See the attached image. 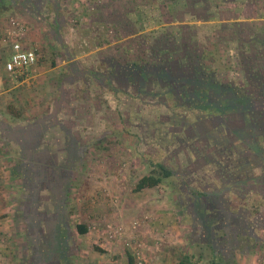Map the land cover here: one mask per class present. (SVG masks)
Masks as SVG:
<instances>
[{
    "label": "rangeland",
    "instance_id": "1",
    "mask_svg": "<svg viewBox=\"0 0 264 264\" xmlns=\"http://www.w3.org/2000/svg\"><path fill=\"white\" fill-rule=\"evenodd\" d=\"M251 1L245 0L241 4L242 10L233 2L220 4V8H226L220 10L225 19H242V24L222 25L210 31L204 26H165L170 18L180 15L177 10L180 4L176 5L175 0H13L12 6L11 0H0L8 9L0 17V52L4 47L9 49L10 40L22 28L20 35H24V40L38 49L41 56L38 62L39 74L42 75L40 80L48 88L53 85L52 89H56L53 95L50 88L39 91L42 97L53 96L56 109L51 111L57 112L54 113L57 115L55 121L47 120L51 119L47 114L53 115L48 105L39 120L36 115L26 118L33 122L32 127L33 124L35 127L38 125L43 135H52L53 144L57 145L50 150V155L55 154V165L61 166L55 169V181L58 176L66 177L68 171L73 177L68 203L72 226L78 220L77 217L72 219L76 198L73 194L78 192L80 182L89 183L95 178L98 172L96 168L103 164L106 166L102 171L103 176L109 174L107 177L110 178L129 179L149 171L146 159L162 161L168 168L183 174L193 186L210 190H214L227 175L222 165L225 159L222 158L232 151L228 143H224L218 134L213 135L219 145L195 138L191 128L197 125L193 123L196 111L190 107H179L180 100L162 94L169 91L166 85L153 86L150 80L147 83L139 82L132 69L133 64L141 62L148 67L172 68L173 64L179 66L178 63L181 65L185 61L188 65L186 76H192L199 57H203L205 49L214 44L219 54L216 59L211 57L209 60L213 68L212 77L224 85L242 86L252 93L255 91V101L263 103L264 96L260 91L264 87V47L260 42L264 41V34L258 29L262 25L259 23L264 22L258 19H262L260 17L264 15V9L258 11V5L254 6ZM199 13L210 15L207 10H200ZM159 25L161 29H158ZM231 28H237L233 32L239 30L236 33L241 35L240 39L235 35H226L227 29ZM253 36L256 37L255 41L251 38ZM88 71L97 75L91 76L86 73ZM34 74L38 73L28 71V76ZM108 77L111 79L110 86L104 80ZM17 80L16 83L24 79ZM58 83L67 86L59 90ZM33 85L34 82H31L30 86ZM26 89L29 94L28 86ZM59 92L64 96L62 104ZM24 103V106L16 108L23 115L31 107L27 99ZM260 110L258 108L255 115H259ZM175 118L187 119L190 126L185 131L172 128L174 133L179 131L184 141L182 144L171 142L168 123L171 120L172 124ZM60 120L63 121L62 125ZM225 123L227 129L220 130V135L228 140L233 129L241 127L242 123L236 114L228 117ZM204 125L211 128L208 123ZM211 129L215 130L214 127ZM203 130L208 132L206 128ZM155 135L165 139L158 140ZM70 137L80 143L81 150L73 153L61 151L59 144L65 139L71 144ZM169 141L172 145L164 146ZM161 142L164 143L161 145ZM83 145H88L87 149ZM95 148L101 151L96 152ZM59 159L62 162L65 160V167L64 163L58 162ZM59 168L62 170L57 175ZM176 187L183 193L175 192L169 183L161 189L165 190L168 205L179 212L185 235H192V240H189L191 253L198 257L203 251L208 258L210 253L202 249L204 244L196 241L198 237L193 236L190 216L185 212L191 195L182 182ZM247 191L252 194V199L242 200V208L248 211L251 222L255 223L252 231L256 236L262 235L259 223L264 226V217L260 214L264 210V202L259 198L264 193V184L248 187ZM252 217L259 221L257 226ZM244 235L239 245L240 251L242 254L252 253L254 248L251 247V241H247ZM261 243L263 246L259 253L264 258V240Z\"/></svg>",
    "mask_w": 264,
    "mask_h": 264
},
{
    "label": "crops",
    "instance_id": "2",
    "mask_svg": "<svg viewBox=\"0 0 264 264\" xmlns=\"http://www.w3.org/2000/svg\"><path fill=\"white\" fill-rule=\"evenodd\" d=\"M230 2L238 4L240 7L238 9L242 10L241 4L245 3V0H175L176 5L180 4L177 8L180 15L170 18V21H166L164 25L199 27L201 25L235 26L242 24V19L228 20L223 17V12L220 10L226 8H220V4L226 5ZM251 2L254 3V6L258 5V11L264 9V0ZM261 2L262 5H260ZM200 10H207L210 15L200 14ZM260 18L262 19H258L259 22H264V15ZM161 27L159 25L158 29ZM228 35L233 36L234 32L228 33ZM9 53L10 47L9 49L4 47L0 52V264H135V260H132L131 250L125 249L119 242L112 247L105 242V238L111 230L120 225L131 227L135 221L142 225L139 228L140 235L146 239L150 246H155L157 249L152 254L149 264H177L176 251L191 252L189 240H192V235L191 237L185 235L181 216L178 211L168 205L166 193L164 189H161L162 187L135 190L138 181L149 174L150 166L147 173L135 175L129 179L110 178L107 177L109 174L103 176L102 171L106 166L104 164L98 166L96 168L97 176L92 178L89 183L88 181L80 182L78 192L73 194L76 198L72 219L77 217L78 220L75 222V226H71V232H68V241L63 243V239H56L61 228L57 222L58 212L53 204L57 199L54 186L58 183V180L55 181V169L61 166L56 167L53 161H50L52 156L55 159V154L50 155L48 149L57 145L53 144L52 135L42 136L39 126L35 127L33 124L32 127L33 122L26 118L28 115L31 117L36 115L39 120L40 114L44 113V108L47 105L50 111L56 109L54 108L55 102L52 101L51 94L50 98H45L39 92L48 87L41 81L42 75L39 74L38 64L30 69V72H37V75L28 76L27 71L23 76L17 78L24 80L15 82L18 80L5 70ZM86 73L91 76L97 75L95 72L88 71ZM25 76H28L27 79ZM32 79H34L31 81L34 82V85L30 86ZM104 80H107L108 86H110L111 79L108 77ZM26 86L30 90L29 94L26 91ZM52 86L49 88L53 95L56 89L53 90ZM66 86L67 84L58 83L57 89L61 90ZM59 93L62 104L64 96ZM36 95H40V97L36 98ZM26 99L31 103L28 113L24 115L22 113L19 118L7 113L9 105H13L15 108L24 106ZM54 113L53 115L47 114L51 117V119H47L49 122L56 120L54 117L57 115ZM30 122L31 127L28 128ZM59 122L61 125L63 124V121ZM47 128L50 129L49 126ZM87 146L83 145L86 149ZM59 147L62 149L61 151L66 152L70 146L65 139L62 144H59ZM73 148L81 150L80 143L76 145L74 143ZM95 151L100 152L101 150L95 148ZM63 161L65 162V160ZM58 162L64 163L61 159ZM43 167H46L44 174H42ZM43 180L46 181L43 182ZM60 183L63 184V181ZM263 184L264 177L255 183L242 184L239 182V184L230 185L223 195L228 202V208H231L230 210L236 215L242 216V213H245L250 216L248 211L243 210L242 200L252 199V194L247 191L248 187ZM261 196L259 200L264 202V193ZM260 214L264 217V210ZM252 218L256 220L257 226L259 221L256 217ZM94 224L100 226V233L89 231V227ZM79 225H85L88 232L84 235L78 234L76 227ZM259 225L262 235L258 234L257 236L262 242L264 226H261L260 223ZM155 239H162L159 247L156 246ZM260 249L262 248L258 247L248 254H242L240 250L236 251L234 257L236 264H264V258L262 257V259L259 253Z\"/></svg>",
    "mask_w": 264,
    "mask_h": 264
},
{
    "label": "trees",
    "instance_id": "3",
    "mask_svg": "<svg viewBox=\"0 0 264 264\" xmlns=\"http://www.w3.org/2000/svg\"><path fill=\"white\" fill-rule=\"evenodd\" d=\"M218 26L222 25L204 27L211 31L213 28H218ZM235 29L237 28L227 29V31L228 33H232ZM258 30L264 34L263 24ZM236 31L234 35L240 39L241 35L236 33ZM222 32L221 29L220 33ZM243 37L242 33V43L244 42ZM251 38L254 41L256 39L255 36ZM260 43L264 47V41ZM212 45V47L209 46L205 49L203 57H199L200 60L194 66V75L192 76H186L188 65L185 61L181 65L178 63L179 66L173 64L172 68L148 67L144 65V62H141L133 64L132 69L134 76L139 79V82L147 83L150 80L153 81V86L160 87L166 85L169 91L162 94H165L169 98L173 97L180 100L179 107H190V109L196 111L193 123L197 125L191 128L195 138L205 139L210 143L214 142L219 145V142H217V139L213 135L218 134L217 136L223 139L224 143H228L230 150L233 151L230 154L226 153V157L222 158L225 159L222 165L226 169L227 175H224L214 190L193 186L184 178L183 174L168 168L162 161L146 159L150 166V172L138 181L135 190L153 189L169 183L175 192L183 193L180 188L176 187L177 184L182 182L189 195H191L189 196L190 200L186 203L187 209H185V212L190 216L191 230L194 231V237H198L196 241L204 244V248L202 247V249H207L210 253V257L206 258V254L203 251H200L198 257L189 251H176L177 264H236L234 260L235 253L241 249L239 245L242 242L244 233H247L244 237L247 241H251V247L255 249L258 247L262 248L263 246L261 240L252 231L255 228V223L251 222L250 216L245 213H242V216L233 213L230 210L231 208H228V202L224 199L223 195L230 185L239 184V182H242V184L255 183L264 177V102L257 103L255 101V91L252 93L250 90L246 91L242 86L224 85L212 77L213 68L209 60L211 57L216 59L217 54H219L217 47H214V44ZM153 93L156 94L154 91ZM260 93L264 96V87ZM258 108L262 109L260 110L261 113L255 115ZM8 111L18 118L22 115L13 105L8 106ZM232 113L238 115L242 126L235 127L230 138L227 140L220 135V130L227 129L225 122L228 120V117L230 118L233 115ZM172 122L174 124H171V120L168 123L172 137L171 142L173 144L184 143L182 138H180L179 131L174 133L172 128L176 127L184 131L188 130L190 126L187 123V119L175 118ZM204 123H208L215 130H212L209 126L206 127ZM204 128L208 132L204 131ZM41 135L43 136L42 131ZM155 138L158 140L159 138L165 139L160 135H155ZM68 139H70L69 142L71 143L68 144L70 146L68 151L69 153H73L75 150H78L73 148V144L79 143L72 137ZM163 143L161 142V145ZM171 145L170 141L164 144V146ZM50 150L51 148L48 149V151ZM45 158L47 161V157ZM50 161H53L55 165L53 156L50 158ZM208 162L211 163V160L209 159ZM55 166L57 167L58 164ZM61 170L59 168L57 175L60 174ZM42 171V174H44L46 167H43ZM45 181L43 180V182ZM61 181H63V184L60 183ZM72 182L73 177L68 171L66 177L58 176L59 184L57 183L54 186L57 199L54 200L53 204L56 208L55 210L58 212L57 222L61 228V232L58 233L59 235L57 234L56 239H63V243L68 241L72 226L70 223V212L68 211ZM76 229L80 235L88 232V228L85 225H79ZM133 259L135 260L132 256Z\"/></svg>",
    "mask_w": 264,
    "mask_h": 264
},
{
    "label": "built area",
    "instance_id": "4",
    "mask_svg": "<svg viewBox=\"0 0 264 264\" xmlns=\"http://www.w3.org/2000/svg\"><path fill=\"white\" fill-rule=\"evenodd\" d=\"M22 30L21 28L19 33H16L15 37L10 40V53L5 63V70L16 79L35 67L41 58L38 49L30 46L24 40V35H20ZM141 227L142 225L138 221L133 222L131 227L117 226L107 234L105 242L110 247L119 242L125 249L131 250L135 264H149L152 254L157 249L155 246H150L146 239L140 235L139 228ZM89 231L100 233V226L98 224L91 225ZM161 241L162 239H155L157 247L160 246Z\"/></svg>",
    "mask_w": 264,
    "mask_h": 264
},
{
    "label": "flooded vegetation",
    "instance_id": "5",
    "mask_svg": "<svg viewBox=\"0 0 264 264\" xmlns=\"http://www.w3.org/2000/svg\"><path fill=\"white\" fill-rule=\"evenodd\" d=\"M13 0H11V4H10V6H12L13 5ZM8 11V9L6 10V6H4V5H2L1 3H0V17L3 15V13L4 12H7Z\"/></svg>",
    "mask_w": 264,
    "mask_h": 264
}]
</instances>
